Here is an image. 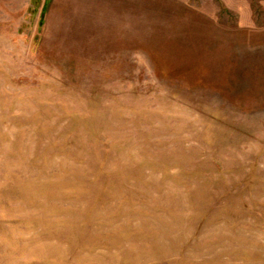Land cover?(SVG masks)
Returning <instances> with one entry per match:
<instances>
[{
  "label": "rangeland",
  "instance_id": "rangeland-1",
  "mask_svg": "<svg viewBox=\"0 0 264 264\" xmlns=\"http://www.w3.org/2000/svg\"><path fill=\"white\" fill-rule=\"evenodd\" d=\"M0 264H264V0H0Z\"/></svg>",
  "mask_w": 264,
  "mask_h": 264
}]
</instances>
